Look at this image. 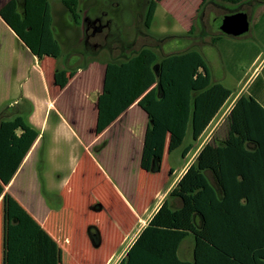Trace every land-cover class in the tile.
<instances>
[{
  "label": "trees",
  "instance_id": "1",
  "mask_svg": "<svg viewBox=\"0 0 264 264\" xmlns=\"http://www.w3.org/2000/svg\"><path fill=\"white\" fill-rule=\"evenodd\" d=\"M54 1L62 3L75 26L85 29L89 16L80 12L82 0H11L0 9L5 25L40 61L45 57L58 61L63 56L53 27ZM161 1L148 2L147 29L153 26ZM206 1L202 0L201 6ZM109 19L119 27L115 18ZM135 45L120 43L127 54L117 58L112 53L111 61L123 67L132 57L139 58L132 101L148 116L141 169L159 173L167 145L169 153L180 149L190 132L191 144L183 154L192 151L233 92L213 82L205 58L195 49L160 58L149 47L133 50ZM99 49L68 54L65 65L55 74L56 85L65 88L79 69L88 67L87 57L97 56ZM75 56L82 61L72 65L69 60ZM256 112L261 120L258 131L264 133L263 107L252 97L238 99L229 116L228 139L212 141L201 149L120 264H264V136L254 137L252 128L243 122ZM2 118L0 179L7 178V183L10 177L3 174V157L10 150L5 144L9 126ZM23 122L27 124L24 118ZM17 141H26L27 152L33 140ZM88 236L95 247L100 245L96 226L88 228ZM190 236L195 243L194 260L183 262L178 251Z\"/></svg>",
  "mask_w": 264,
  "mask_h": 264
},
{
  "label": "crops",
  "instance_id": "2",
  "mask_svg": "<svg viewBox=\"0 0 264 264\" xmlns=\"http://www.w3.org/2000/svg\"><path fill=\"white\" fill-rule=\"evenodd\" d=\"M10 1L0 0V9ZM241 2L249 3L248 32L239 37L211 32L205 36L201 46L206 50L199 51L210 68L213 82L230 89L233 95L210 123L192 151L185 156L183 154L184 149L191 144L190 132L180 149L169 153L167 145L159 173H148L141 169L148 116L139 107L138 102L132 101L139 58L132 57L123 67L114 64L111 56L113 53L116 57L114 47H120V43L110 45L109 48L101 47L98 55L92 57L88 67L79 69L63 89L55 83V74L58 68L63 67H58V61L51 57H45L40 61L32 55L34 61L38 60L41 67L40 75L45 84L44 94H38L33 90L32 82L23 72L17 75L15 81L20 85L21 94L14 109L22 122L20 126H16L17 131L13 133L11 140L25 138L33 140L22 159V164L27 160L30 161L46 136L47 140H54L56 144L60 140L72 141L78 149L82 148L85 151L84 155L78 154L74 157L75 166L70 175L60 179L57 184V192L63 200L62 205L48 204L47 207L45 204L46 217L42 221L39 219L40 222H44V228L50 237L58 240L57 236L60 234V240H64V243H60L61 248L55 249L62 253L64 259L87 254L100 257L95 264H120L127 258L129 251L169 193L195 163L201 149L212 141L221 143L228 139L229 116L238 99L241 96L252 97L264 109V0H241ZM114 6L118 8V5L114 4ZM102 8L100 4L94 12L96 16L113 18L110 9ZM3 23L0 18V25ZM110 48H113V51ZM106 51L108 58L101 57ZM46 60L52 64L47 66ZM129 72L132 74L130 75ZM26 105L29 107L27 110L23 108ZM258 115V112L254 115L250 114L243 122L252 128L254 137L261 138L260 134L264 136V133L258 131L261 125ZM21 116H25L27 124L23 122ZM116 142L124 146L122 153L119 154L118 164L115 163ZM102 143H106L105 147L99 149L97 155L92 154L91 150ZM13 153L14 148L5 151L3 166L12 163L10 157ZM60 167L56 165L57 170ZM20 170L21 167H18L11 181L3 185L4 193L10 192L18 201H21L20 197L12 191V188ZM90 175L96 176L94 185L100 191L93 201L80 204V214L83 217L91 214L92 219L81 220L79 232H73V226L63 223L62 219L69 209L65 194L79 188L85 190L92 182L89 179ZM109 193L111 195L108 198ZM113 197L118 199L117 203L124 212L120 218L113 214V205L109 201ZM2 198H0V208L3 206ZM31 214L36 217L33 212ZM48 219L51 223H48ZM53 220H59L60 229L56 228ZM90 226H96L100 232L98 247H95L89 239ZM191 238L193 243L187 242ZM71 242H77V245L82 242L84 248L75 247V244L69 248ZM194 247V238L190 236L179 248V259L183 262H193ZM181 256L190 259L184 260ZM74 260L75 264H79L77 259Z\"/></svg>",
  "mask_w": 264,
  "mask_h": 264
},
{
  "label": "rangeland",
  "instance_id": "3",
  "mask_svg": "<svg viewBox=\"0 0 264 264\" xmlns=\"http://www.w3.org/2000/svg\"><path fill=\"white\" fill-rule=\"evenodd\" d=\"M149 1L110 0L106 2L82 0L80 12L84 17L86 15L95 17L96 13L94 12L100 4L103 8L110 9L113 12V18L119 23V27H113L114 36L109 41L111 45L118 43L136 44L133 50L149 47L162 58L166 55L182 53L191 49L205 51L206 48H201L205 36L217 30L214 23L220 9L216 4H221L227 8L236 6L234 0H212L213 4L204 6H201L202 0H162L157 9L153 26L151 29H147L144 18ZM114 4L118 5V8ZM51 7L53 27L63 52L57 66L63 67L68 54L75 50H84L85 29L75 26L69 20L68 11L62 3L54 1L51 3ZM116 47L118 46L114 47V52L117 58L127 54L120 47ZM214 52L212 54L215 58ZM101 57L108 58V51L103 53ZM87 59L91 61L92 57L89 56ZM69 61L70 64L77 65L82 59L75 56ZM51 64L49 60H46L47 66ZM40 68L39 61H34V57L13 31L4 23L1 24L0 116L2 115V120L9 126L6 129L8 133V138L6 137L5 140L6 147L9 146L10 149L14 147L15 150V155L10 157L12 163L5 164L3 174L5 177L9 176V181H11V177L14 176L18 167H21L14 179L16 183L12 188V191L19 195L21 201H18L10 192L4 193L5 187L3 185L7 178L0 179V198L3 197V206L0 208V264H75L74 259H77L79 264H95L100 257L94 255L85 254L84 256L65 257L64 259L63 255L61 256L62 253L55 250L61 248L60 243H64V240H60V234L57 236L58 240L50 237L48 231L44 228V222H40L45 219L47 213L45 208L49 207L50 204L53 206L62 205L63 200L57 192V184L60 179L70 175L72 168L75 166L74 157L78 154L84 155L85 151L82 148L78 149L72 141L60 140L56 144L54 140H47L48 137L46 136L30 161L27 160L22 164L23 161L21 160L24 156L22 158L21 156L27 153L25 152L27 148L26 141L21 143L17 140H11L13 133L17 131L16 126L22 122L19 114L14 109V105L16 101H19L21 94L20 85L15 81L17 75L23 72L25 77H28L32 82L33 90L42 95L44 94L45 84L40 75ZM129 74L131 75L132 72H129ZM23 108L25 110L29 109L27 105ZM21 117L25 119V116ZM105 145L106 143H102L92 149L91 153L97 155L99 149L104 148ZM123 148L122 143L118 144L116 142V164H118L119 154L122 153ZM20 158L21 160L18 162ZM85 160L88 161L87 158ZM56 165L61 166L59 170L56 169ZM89 179L92 182L88 187L86 186L85 190L79 188V190H71V193L65 194L67 195L69 209L62 219L63 223L73 226V232H79L83 220L90 221L92 219L91 214L84 217L80 214V204L85 201H93L95 195L100 191L94 185L96 176L90 175ZM110 195L109 193L108 198ZM109 201L113 205L112 209L115 217L120 218L124 215L116 197L110 198ZM45 204L47 207H45ZM6 207L7 209L3 210ZM93 209L96 210L95 207ZM5 210L7 211L4 212ZM32 212L36 217L31 214ZM48 220V223H51L50 219ZM53 222L56 223L54 224L56 228L60 229L59 220H53ZM187 242L193 243L192 238ZM71 243L72 245H68L69 248L75 245V247L84 248L82 242H80V245H77V242ZM181 258L184 260L190 259L182 256Z\"/></svg>",
  "mask_w": 264,
  "mask_h": 264
},
{
  "label": "flooded vegetation",
  "instance_id": "4",
  "mask_svg": "<svg viewBox=\"0 0 264 264\" xmlns=\"http://www.w3.org/2000/svg\"><path fill=\"white\" fill-rule=\"evenodd\" d=\"M234 3L236 6L233 8H227L221 4H216L220 9L216 17L230 19L240 12L246 14L249 12V3L241 2V0H234ZM207 4H213L212 0H207L205 5ZM85 23V35L87 40L84 41L83 49L94 52L101 47L109 48L111 45L109 41L114 36L113 22L105 16H89V18H85ZM215 32L223 34L219 30Z\"/></svg>",
  "mask_w": 264,
  "mask_h": 264
},
{
  "label": "water",
  "instance_id": "5",
  "mask_svg": "<svg viewBox=\"0 0 264 264\" xmlns=\"http://www.w3.org/2000/svg\"><path fill=\"white\" fill-rule=\"evenodd\" d=\"M214 25L217 30L227 36L239 37L248 32L250 22L248 15L240 12L230 19L217 17Z\"/></svg>",
  "mask_w": 264,
  "mask_h": 264
}]
</instances>
